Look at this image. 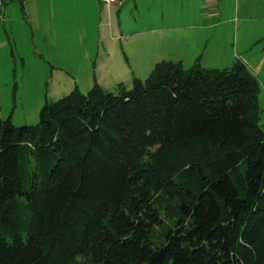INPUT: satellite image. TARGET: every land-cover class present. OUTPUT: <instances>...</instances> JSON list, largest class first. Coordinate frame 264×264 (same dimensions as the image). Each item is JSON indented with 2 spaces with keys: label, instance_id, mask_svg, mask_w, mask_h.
I'll return each mask as SVG.
<instances>
[{
  "label": "trees",
  "instance_id": "16d2710c",
  "mask_svg": "<svg viewBox=\"0 0 264 264\" xmlns=\"http://www.w3.org/2000/svg\"><path fill=\"white\" fill-rule=\"evenodd\" d=\"M116 88L0 117V264H264L259 77L162 59Z\"/></svg>",
  "mask_w": 264,
  "mask_h": 264
},
{
  "label": "crops",
  "instance_id": "0c3cea01",
  "mask_svg": "<svg viewBox=\"0 0 264 264\" xmlns=\"http://www.w3.org/2000/svg\"><path fill=\"white\" fill-rule=\"evenodd\" d=\"M26 1L43 52L64 55L66 64H60L61 68L85 75L83 86L88 89L105 78L111 79L109 84L115 87L124 82L113 71L111 77L100 76V71L115 68L111 66L114 56L108 41L117 39L107 34L106 17L114 18L115 13L119 16L128 2L131 9L146 16L149 25L124 32L119 21L122 35L118 39H126L122 44L126 61L135 58L152 63L156 58H167L187 67L197 62L206 67H225L241 59L253 72H264V45L253 49L258 43L264 44V0H125L121 4L101 0ZM98 6L102 11L98 22H88V14L97 12ZM154 21L164 24L154 25ZM143 33L156 34L154 43L136 38ZM79 40L84 46L80 57L73 54V45ZM130 69L135 72L131 65ZM77 86L84 90L81 84Z\"/></svg>",
  "mask_w": 264,
  "mask_h": 264
},
{
  "label": "rangeland",
  "instance_id": "374dc122",
  "mask_svg": "<svg viewBox=\"0 0 264 264\" xmlns=\"http://www.w3.org/2000/svg\"><path fill=\"white\" fill-rule=\"evenodd\" d=\"M99 3L105 6L104 3L100 1ZM128 3L121 8L119 16L115 13L114 18L106 17V21H108L107 34L111 38L117 39L108 41V47L112 51V56H114L112 57L114 62L110 65L115 68L101 70L100 76L111 77V71H113L120 75L124 85L130 88L133 85L134 76L146 78L157 61L167 58H156L152 63L150 60L145 59L139 62L135 58L131 62L126 61L122 46L126 39H118L122 35V30L118 25L119 21L124 32L134 29L141 30L149 25L146 22V16L141 14V11L131 9ZM29 7V1L26 0L0 2V117L7 118L10 116L16 125L37 123L40 110L46 99H59L74 89L77 84L82 85L81 87L84 89L82 91L84 92L90 89L83 86L85 75L72 73L66 68H61L60 64H66L64 55L43 52L38 32L32 24ZM100 13L102 15L101 8L98 6L97 12L88 14V22H98ZM32 16L35 19V15L32 14ZM156 17L160 20L159 15H156ZM165 19H167V16H165ZM152 23L154 25L164 24L155 21ZM102 32L106 34L104 28H102ZM155 35L143 33L136 38L154 43ZM263 45L262 42L261 44L258 43L253 49L259 50ZM47 47L49 48L50 45L48 44ZM83 48L84 46L82 47L79 40L73 45V54L78 57L82 56L84 53ZM90 48L93 49V46ZM99 54H103L102 49ZM149 63L151 66H149ZM129 64L135 69V72L132 73ZM147 66L151 68L147 69ZM254 73L259 77L262 85L260 104L263 110L262 121L264 124V72H261V75L258 72ZM107 79L108 81H106ZM111 81V79L105 78L100 83L108 90L117 91L115 86L109 84Z\"/></svg>",
  "mask_w": 264,
  "mask_h": 264
},
{
  "label": "built area",
  "instance_id": "2783aa9c",
  "mask_svg": "<svg viewBox=\"0 0 264 264\" xmlns=\"http://www.w3.org/2000/svg\"><path fill=\"white\" fill-rule=\"evenodd\" d=\"M102 2H105L106 4H121L125 0H101Z\"/></svg>",
  "mask_w": 264,
  "mask_h": 264
}]
</instances>
